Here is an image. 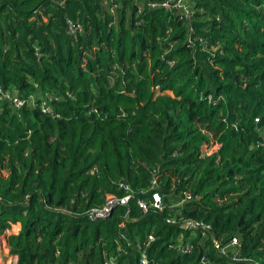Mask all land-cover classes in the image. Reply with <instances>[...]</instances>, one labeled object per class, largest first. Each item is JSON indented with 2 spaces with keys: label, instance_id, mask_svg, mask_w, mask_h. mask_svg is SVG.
Here are the masks:
<instances>
[{
  "label": "trees",
  "instance_id": "obj_1",
  "mask_svg": "<svg viewBox=\"0 0 264 264\" xmlns=\"http://www.w3.org/2000/svg\"><path fill=\"white\" fill-rule=\"evenodd\" d=\"M105 1L0 0V86L59 97L57 116L0 100L10 264H139L149 232L159 264H264V0H188V19L145 4L163 0ZM152 178L164 206L142 213ZM210 236H236L241 260Z\"/></svg>",
  "mask_w": 264,
  "mask_h": 264
},
{
  "label": "built area",
  "instance_id": "obj_2",
  "mask_svg": "<svg viewBox=\"0 0 264 264\" xmlns=\"http://www.w3.org/2000/svg\"><path fill=\"white\" fill-rule=\"evenodd\" d=\"M107 1V0H106ZM108 4V2H106ZM137 4H139V7H143V1L145 0H135ZM148 8H154V7H161L164 9H175L176 14L179 16V18H189L190 15V9L188 0H163L161 2L155 3V2H146L145 3ZM140 8L137 9V12L140 11ZM108 10L113 13V9L111 7H108ZM69 30L72 31L73 28H76L75 26H72L70 22H68ZM189 42V39L187 40ZM5 99L9 102L11 107L13 109H18L23 105H30L32 107H38L39 110L43 113L57 116V114L53 113V108L51 106L52 101L59 100V97L54 92L45 91L41 94H28L25 97H22L18 95L17 91L12 87L3 88L0 86V100ZM254 121L257 122V118H254ZM260 135L262 136V139H264V130H259ZM119 186L124 189L125 191H128V186L125 184H119ZM150 193L148 197L146 198H137L136 199V206L139 209L140 212L145 213L148 209H156L161 210L164 206L161 196L158 193V191L155 189V182L154 178L151 180V186L149 187ZM131 192H125L120 197L115 196H107L105 198L104 204L100 208H93L88 211V217L90 219H96L101 217H106L111 210L118 206V205H125L127 204L129 198H130ZM190 198L189 194L184 192L183 196L180 198L178 202L171 203L172 206H177L181 202L186 201ZM172 208V207H171ZM167 222H173V219L166 220ZM183 228H194L197 227L201 230V234H208L210 226L208 224H204L201 222H191V221H185L181 225ZM211 237V236H210ZM154 236L152 232H149L145 235L143 240L141 242H137L136 247L139 250V258L138 263L139 264H159L156 261H151L146 253L145 250L149 246L150 242L153 240ZM213 239L210 238L211 246L212 248L217 251L220 254L224 255H230V260L232 261H238L241 260L239 255V245L240 242L236 236H231L228 239L224 240L223 238H217L215 239L212 236ZM181 253L188 252L190 250V247L188 244H184L180 246L179 248ZM201 264H206L205 256L200 259ZM103 264H115V260L113 256H107L104 258Z\"/></svg>",
  "mask_w": 264,
  "mask_h": 264
},
{
  "label": "rangeland",
  "instance_id": "obj_3",
  "mask_svg": "<svg viewBox=\"0 0 264 264\" xmlns=\"http://www.w3.org/2000/svg\"><path fill=\"white\" fill-rule=\"evenodd\" d=\"M2 241L0 240V264H10V256L6 250L2 248Z\"/></svg>",
  "mask_w": 264,
  "mask_h": 264
},
{
  "label": "crops",
  "instance_id": "obj_4",
  "mask_svg": "<svg viewBox=\"0 0 264 264\" xmlns=\"http://www.w3.org/2000/svg\"><path fill=\"white\" fill-rule=\"evenodd\" d=\"M18 229H19V224L18 223L11 224L10 228L8 230H6V232H4V234L2 236L5 237V235L11 234V233L14 234V233H16L18 231Z\"/></svg>",
  "mask_w": 264,
  "mask_h": 264
},
{
  "label": "water",
  "instance_id": "obj_5",
  "mask_svg": "<svg viewBox=\"0 0 264 264\" xmlns=\"http://www.w3.org/2000/svg\"><path fill=\"white\" fill-rule=\"evenodd\" d=\"M210 238L213 239L212 236Z\"/></svg>",
  "mask_w": 264,
  "mask_h": 264
}]
</instances>
